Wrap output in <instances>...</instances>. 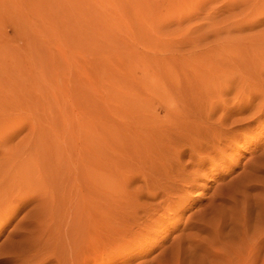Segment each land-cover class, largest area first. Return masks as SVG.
Returning a JSON list of instances; mask_svg holds the SVG:
<instances>
[{
  "label": "rangeland",
  "instance_id": "obj_1",
  "mask_svg": "<svg viewBox=\"0 0 264 264\" xmlns=\"http://www.w3.org/2000/svg\"><path fill=\"white\" fill-rule=\"evenodd\" d=\"M0 264H264V0H0Z\"/></svg>",
  "mask_w": 264,
  "mask_h": 264
},
{
  "label": "bare ground",
  "instance_id": "obj_2",
  "mask_svg": "<svg viewBox=\"0 0 264 264\" xmlns=\"http://www.w3.org/2000/svg\"><path fill=\"white\" fill-rule=\"evenodd\" d=\"M134 140V139H133ZM139 141V140H138ZM134 146V145H133ZM132 146V147H133ZM138 147V146H137ZM138 149H139V147H138ZM134 150V149H133ZM138 152H136V154H137ZM126 154V153H125ZM137 155H139V154H137ZM128 156H130V155H128ZM137 157V156H136ZM102 203H104L105 204V202H102ZM95 204V203H94ZM107 204H108V202H107ZM97 205V204H96ZM107 206V205H106ZM106 206H104V205H99V206H95V208H96V211L95 212H105V213H107V215L109 216V213H108V211H107V208H106ZM109 206V205H108ZM93 208V207H92ZM109 209H111V208H109ZM92 211H94V209H92ZM111 211V210H110ZM80 226V227H79ZM73 229H74V232H75V234L76 233H78V230L79 231H81L82 230V226L80 225V224H73ZM80 233V232H79ZM76 235H78V234H76Z\"/></svg>",
  "mask_w": 264,
  "mask_h": 264
}]
</instances>
